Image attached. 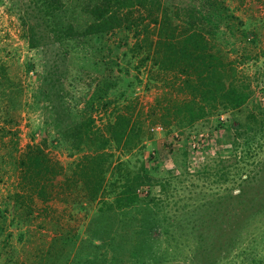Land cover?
Wrapping results in <instances>:
<instances>
[{
    "label": "rangeland",
    "instance_id": "obj_1",
    "mask_svg": "<svg viewBox=\"0 0 264 264\" xmlns=\"http://www.w3.org/2000/svg\"><path fill=\"white\" fill-rule=\"evenodd\" d=\"M84 1L0 0V264H264V0L151 4L174 32L198 25L247 92L189 126L148 112L188 103L165 102L180 96L183 71L164 48L147 52L134 43L141 30L92 19ZM130 110L141 129L109 137L106 160L77 136L88 115L109 136L107 123ZM29 142L62 172L49 197L13 209L24 190L14 158Z\"/></svg>",
    "mask_w": 264,
    "mask_h": 264
},
{
    "label": "trees",
    "instance_id": "obj_2",
    "mask_svg": "<svg viewBox=\"0 0 264 264\" xmlns=\"http://www.w3.org/2000/svg\"><path fill=\"white\" fill-rule=\"evenodd\" d=\"M157 1L159 0H87L83 2L87 7H91L89 15L96 12L95 19L97 17L104 19L103 16L106 15V18L114 17L116 19L114 23L117 25L125 26L127 29H135L136 35L141 30L142 36L137 39L140 40V43H136L138 41L134 42L136 45L139 44L145 47L147 52H149V44L161 46V49L164 48L163 50H165L164 54H167L166 57H170L166 62L169 67L174 69V72L176 67L183 71L182 76L177 74V83L179 82V84L176 86V89L180 96L176 97L173 95L171 97L170 93H165L166 95H164L168 96V100L165 102L178 104L179 102L188 100V103L182 106L173 105L172 107L159 103L158 108H149L148 112L154 115L159 111L160 115L153 117L160 119L162 124L165 123L167 125L171 117L178 120L179 124L184 122V125L189 126L195 120L202 118L210 109H217L218 105L226 108L239 105L243 102L247 92L246 90H238L235 66L230 63L227 68L221 67L217 53L208 46L209 41L204 37L198 25L193 24L187 28L183 27L177 32L170 29L167 26L169 17L166 14H160L158 18L156 13L152 14L153 12H150L151 4ZM56 3L58 4H55L53 7L59 10L61 1ZM209 3L211 6H214V2L213 4ZM131 12L138 14L136 16V18L139 17L138 21H141L145 17L144 20L139 24L133 22V19H129ZM200 12L198 9L197 13L200 14ZM142 13L146 14L142 16ZM91 18L93 19L92 16ZM56 25L59 26L60 24L57 22ZM90 27H86L82 32L89 30L93 32L94 29L91 30ZM163 99L166 100V98ZM130 117L131 110L127 114H117L114 121L107 123L106 130L110 131L109 136L103 137L99 130L92 129L91 125L94 119L88 115L77 125L82 127V130L77 132V136L80 137L83 134L85 139H88V145L95 144V147L98 149L95 155L102 157L100 160H106L107 157H105L101 150L105 146V142L109 140V137L116 144L119 143L128 125L129 130L127 134H130L132 127H135L138 135L141 126L138 123L135 124L133 120L129 124ZM152 122L154 120H151L150 123ZM18 154L19 156H15L14 158L16 161L15 167L17 168L18 176L20 174L19 182L24 185V190L23 194H20V200L14 199L12 208L20 207L21 202L25 198L27 201L33 203V195H37L38 199L41 200L49 197L52 191L53 177L62 172L60 164L47 156L43 147L38 143H27L24 150ZM95 155L92 156V164L98 167L99 162L95 158ZM87 165V162H83L81 168L87 167L89 172H93L92 166ZM138 176L140 177L141 175H135V177ZM126 186L125 191L129 194V199H132L135 194L134 187L131 184H126ZM17 195L19 196V194ZM25 210H27L25 213H30V206ZM0 216L2 217L3 214L0 213ZM150 226L154 228L155 223H150Z\"/></svg>",
    "mask_w": 264,
    "mask_h": 264
}]
</instances>
